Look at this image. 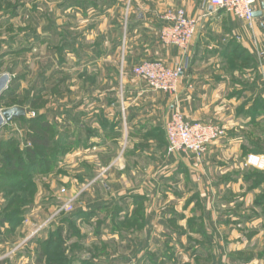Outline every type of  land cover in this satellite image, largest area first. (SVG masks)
I'll return each instance as SVG.
<instances>
[{
  "label": "rangeland",
  "instance_id": "1",
  "mask_svg": "<svg viewBox=\"0 0 264 264\" xmlns=\"http://www.w3.org/2000/svg\"><path fill=\"white\" fill-rule=\"evenodd\" d=\"M116 3L0 0V74L11 78L9 88L0 94V110L13 106L26 110L23 118L0 127V159L16 147L26 159L22 150L29 144V124L25 119L40 115L48 120L52 139L49 164L42 161L29 171L8 169L0 162V218L12 219L0 224V264H48L49 256L39 262L38 253L50 237L56 240V255L86 264H264V187L250 191L253 184L264 181V169L248 164L238 175L249 181L248 186L221 190L207 203L214 211L215 228L207 222L202 233L201 155L182 151L191 154L175 157L173 181L168 180L167 187H151V194L133 206L119 200L122 189L117 181L110 196L101 182H95L106 170L100 169L103 157L70 155L77 140L71 108L101 94L104 73L98 71L107 61L99 58L94 65L80 51H92V45L95 51L110 52L114 41L108 40L106 30L113 18L123 21L121 14L125 18L127 13V6L118 11ZM119 37L113 35L115 45ZM108 59L111 70L116 67L111 75L121 96L118 83L138 81L132 66L129 74L124 73L118 52ZM256 127L241 131L261 139ZM9 140L12 143L7 145ZM87 160L95 161L96 169L94 163L89 168ZM154 167L140 164L130 174L131 183L139 185L159 169ZM147 187L133 186L137 194ZM78 209L83 211L79 217L62 220ZM113 209H120L119 219L106 216ZM128 213L131 216L122 220Z\"/></svg>",
  "mask_w": 264,
  "mask_h": 264
},
{
  "label": "crops",
  "instance_id": "2",
  "mask_svg": "<svg viewBox=\"0 0 264 264\" xmlns=\"http://www.w3.org/2000/svg\"><path fill=\"white\" fill-rule=\"evenodd\" d=\"M116 4L118 11L127 6V13L124 18L122 12L123 21L113 18L111 28L106 30L108 40L114 41L110 52L95 51L92 45V51H80L94 65L99 58L107 61L105 68L98 71L104 73L101 94L71 108L80 128L75 123L79 141L70 155L103 157L99 168L106 170L102 179L95 182H101L110 196L117 181L122 189L118 190L119 200L133 206L139 201L135 196L151 194V187L159 184L167 187L168 180L173 181L175 157L191 154L169 153L166 148L164 125L176 107L187 120L220 124L224 135L201 156V208L205 205L201 209V232L205 233L207 222L215 228L214 211L207 203L221 190L230 192L239 190L240 184L248 186V180L238 177L239 170L248 165L246 155H264V0H256L254 11H261V15L254 16L251 23L215 9L209 0H117ZM178 8L189 16L199 17L196 36L185 52L176 46H165L159 39L163 24L160 16ZM116 33L121 37L115 45ZM102 41L105 42L103 37ZM114 52H118L124 73L128 74L131 66L142 60L158 59L168 66L181 64L176 94L151 91L144 81L135 78L138 83H118L122 88L119 96L117 79L111 75L116 67L112 71L108 61ZM90 71L94 74V69ZM254 126L261 139L241 131ZM90 161L87 160L89 168L94 163L96 169V162ZM140 164L159 169L139 185H133L130 174ZM133 186L149 187L137 194ZM252 186L250 191H256L257 187H264V181Z\"/></svg>",
  "mask_w": 264,
  "mask_h": 264
},
{
  "label": "built area",
  "instance_id": "3",
  "mask_svg": "<svg viewBox=\"0 0 264 264\" xmlns=\"http://www.w3.org/2000/svg\"><path fill=\"white\" fill-rule=\"evenodd\" d=\"M256 0H209L217 10L231 13L236 18L251 23ZM159 39L165 46H176L185 52L196 36L199 17L189 16L178 8L167 10L161 16ZM134 76L143 80L151 91H166L176 94L182 73V65L168 66L163 61L142 60L132 68ZM167 151H189L203 155L208 145L224 135L223 127L214 122L190 121L185 119L179 108H175L164 125ZM247 164L264 169V155L250 154Z\"/></svg>",
  "mask_w": 264,
  "mask_h": 264
},
{
  "label": "trees",
  "instance_id": "4",
  "mask_svg": "<svg viewBox=\"0 0 264 264\" xmlns=\"http://www.w3.org/2000/svg\"><path fill=\"white\" fill-rule=\"evenodd\" d=\"M162 26V25H161ZM154 60V59H150ZM134 66V65H133ZM8 87L4 90L6 91ZM3 91V92H4ZM18 118H23V116H20ZM70 118L79 126V121H77L74 117L70 115ZM15 118L14 120H16ZM25 122L29 124L27 130H26V139L29 142V144L25 145V147L22 150V153L25 154V158L23 159V155L20 154V149L18 147L13 148L11 150L10 154H5V157H1L0 162L7 167L8 169L13 170H23L24 168H27V170H32V165L34 167H39L42 165V161L49 164L47 161V158H49L50 149L52 146V139L50 136L51 131V125L48 120L43 119L38 115L37 117L33 119H25ZM9 123V122H8ZM7 124V123H6ZM5 124V125H6ZM3 125V126H5ZM2 126V127H3ZM165 134V132H164ZM166 139V138H165ZM12 140L7 141V145L10 144ZM79 139L76 140L75 143H77ZM12 143V142H11ZM2 145V142H0V146ZM167 148V147H166ZM43 151V153H41ZM36 161H39L36 165ZM247 180V179H245ZM138 200L141 199L139 196H135ZM134 211V210H133ZM83 211L81 209H78L70 215L65 216L62 220H68L69 217H79L80 214ZM120 209H113L110 211L106 216L109 219L120 217ZM93 213V211H91ZM90 213V214H91ZM129 218V215L126 214L122 220H127ZM12 220V219H11ZM10 219H6V217L0 218V224H3L5 221H11ZM120 218V221H122ZM11 223V222H10ZM71 224V222H69ZM123 223V222H122ZM13 225V224H12ZM13 228V226H11ZM45 247L38 253V261H42L43 257L48 255V264H86L87 261L85 260H78V262H74L72 259H69L66 255L58 253L57 255L54 252L56 251V240L52 237H50L47 242H44ZM51 254H53V257H51ZM63 262V263H62Z\"/></svg>",
  "mask_w": 264,
  "mask_h": 264
},
{
  "label": "water",
  "instance_id": "5",
  "mask_svg": "<svg viewBox=\"0 0 264 264\" xmlns=\"http://www.w3.org/2000/svg\"><path fill=\"white\" fill-rule=\"evenodd\" d=\"M261 15V11H254L253 16ZM11 78L8 73L0 74V94L8 87ZM26 110L19 106L8 107L0 110V127L13 121L15 118L25 116Z\"/></svg>",
  "mask_w": 264,
  "mask_h": 264
}]
</instances>
